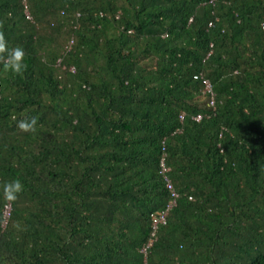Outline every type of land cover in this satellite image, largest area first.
<instances>
[{"label":"trees","instance_id":"16d2710c","mask_svg":"<svg viewBox=\"0 0 264 264\" xmlns=\"http://www.w3.org/2000/svg\"><path fill=\"white\" fill-rule=\"evenodd\" d=\"M263 21L264 0H0L26 54L0 68V264H264ZM163 154L179 195L143 252Z\"/></svg>","mask_w":264,"mask_h":264},{"label":"clouds","instance_id":"9594fccd","mask_svg":"<svg viewBox=\"0 0 264 264\" xmlns=\"http://www.w3.org/2000/svg\"><path fill=\"white\" fill-rule=\"evenodd\" d=\"M25 51L20 46L10 47L5 35L0 32V68L13 75H22L25 71ZM36 118L20 120L18 127L25 131H35ZM23 184L19 179L7 181L2 186V195L6 200L13 201L23 191Z\"/></svg>","mask_w":264,"mask_h":264},{"label":"built area","instance_id":"2783aa9c","mask_svg":"<svg viewBox=\"0 0 264 264\" xmlns=\"http://www.w3.org/2000/svg\"><path fill=\"white\" fill-rule=\"evenodd\" d=\"M263 26H264V21H263ZM194 77H200L203 81L204 87H203V94L208 97V104L214 106L215 103V98H214V90L211 81L209 78L205 77L203 74H195ZM184 115H182L183 117ZM196 119H200L202 117V114H197L194 116ZM160 165H161V173L163 174L165 180H166V185L169 188L172 198L169 201L168 205L162 209V210H157L152 213V226H153V231H152V237L147 241V243L141 248L143 252H146L147 248L151 246V244L154 241V238L156 236V229L161 223H165L167 220V215L169 213L170 208L176 203L177 196L179 195L177 190L175 189L173 182L171 178L167 175V171L169 170V166L165 163V154L161 157L160 160ZM10 209V205H7L6 210H5V216L7 217L8 212Z\"/></svg>","mask_w":264,"mask_h":264}]
</instances>
